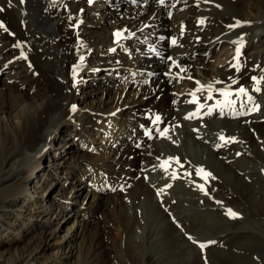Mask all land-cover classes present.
Returning a JSON list of instances; mask_svg holds the SVG:
<instances>
[{
	"label": "bare ground",
	"instance_id": "6f19581e",
	"mask_svg": "<svg viewBox=\"0 0 264 264\" xmlns=\"http://www.w3.org/2000/svg\"><path fill=\"white\" fill-rule=\"evenodd\" d=\"M220 1L231 4L235 10L226 6L228 11L223 10V13H219L216 11L217 8L213 9L203 0H164L163 4L160 0H92L91 3L89 0H24L23 3L21 0H11V3L9 0H0V8L4 9L0 12V22L4 25L0 28V71L4 72L7 69L19 71L18 73L22 71L23 77L31 76L22 81L10 76L7 80L8 85L4 86L6 91H3L4 96L0 104V118H2L0 205L3 206L2 203L8 202L13 195L23 194L26 191L25 183L28 182L29 175L37 169L39 160L47 153L46 146L56 141L62 131H67L69 127L71 130L76 128V131H83V134H79L80 138L89 137L92 140L93 135L90 131L94 133L101 127V121L109 117L114 126L107 132H102L101 140L103 147L111 150V154H107L108 161L103 163L102 173L90 178L89 182L98 177L95 180L98 184L91 183V188L95 191L96 188L101 189L98 194V199L101 200L103 199L100 198L101 194L106 196L111 190L120 193L112 192L117 209L128 214L117 219L123 226L121 230L129 235L128 238L134 244V239H138L139 242L142 238L147 241L146 244L151 245V248L154 244L156 248L161 246L162 251L159 252L160 257H157V264H183L184 259L186 264L200 263L194 245L188 243L190 239H185L182 233L180 235V232L174 228L175 223L181 221L187 232L192 230L199 234L195 227L190 225L187 227L185 221L188 223L187 219L191 217L195 223L200 224L198 218L192 216L193 214L211 216L209 210H211L210 206H213L212 201L206 198L198 185H203L205 191L211 186L214 192L209 191H212L215 197H224L226 193L231 195V199L239 195L236 189H241L247 197L249 196L248 200L255 208L260 203L255 197L259 194L264 195V175L256 174L252 165L264 161V22L262 21L264 1L251 0L245 7H242L243 0ZM80 10L83 13L78 16ZM98 12L101 13L104 23H109L111 17L119 18L117 22L113 19L111 31L108 32L104 25L101 29L100 23L94 20L96 18L88 17ZM122 12H125L123 17L120 16L123 15ZM167 12H170V16ZM214 13H219L218 16L215 14L217 19H213ZM223 14L227 15L223 16ZM238 19L243 22L252 20L254 24L249 27L248 34L245 33L246 44L242 48L241 56L243 66L239 72H235L231 67V62L236 56L233 52L235 51L233 41L243 32L238 31L230 41L220 33L225 28L218 21L227 25ZM201 20L203 23H200ZM5 28L7 31L4 30ZM181 28H183L182 34H180ZM117 30L122 32L123 37L119 39L120 43L113 44L112 39L116 37ZM136 30L144 34L146 37L144 41L134 39L131 32ZM93 36L99 38L95 40L92 39ZM173 39L176 40L175 45L172 44ZM258 44L263 46L259 47ZM102 46L114 51L110 52L112 56L107 55L105 58L101 56L102 58L96 61L98 58L95 57L96 50ZM215 49H220V52L215 54V61L213 58V62H210L209 52ZM158 57L169 58L186 71L181 72L178 67L170 68L168 64L162 65L156 61ZM8 58L6 62L5 59ZM102 59L106 62L112 60L109 66L105 65L108 71L114 70L111 67L127 64L130 69H134L130 71L134 72L136 69L135 73L140 72L146 79L135 86L132 85L128 92L124 90V86L118 87V92L123 93V96L127 94L129 96H126L127 108L121 107L117 114L103 116L102 113L111 111L114 104L111 105L105 100L103 102L96 100L91 105H85L90 107L87 108V114L84 112L85 114L78 115L81 113L77 112L80 110L78 105L75 111L71 110V104L80 100H77L75 95L78 90L83 93L87 87L93 88L89 84H93L92 81L96 82L90 81L91 70L87 64L95 60L92 65H99ZM64 60L70 65V70L65 67ZM28 65H31L30 69ZM73 66L85 68L83 70L77 68L75 87L71 86ZM161 67L166 68L163 78L158 81L149 78L152 70ZM252 76L259 80V86L253 81ZM105 77L106 80L103 79L100 84L107 81L108 78L106 75ZM232 77L237 81L233 87L247 86L252 98L247 101L244 95L239 97L233 95L231 99L234 103L221 107L220 104L225 97L219 95L217 90H223L225 83L231 82ZM220 80H224L223 84L213 88L216 91L214 99L205 98L207 102L202 104L203 107L200 108L198 115L185 119L186 115L197 111V104L187 102L192 98L189 93L197 89L196 82L198 81L200 85H208ZM87 82L89 83L86 85ZM27 83L30 85L29 90L26 87ZM107 85L114 88L110 79ZM253 85L259 87L260 91L251 88ZM38 88L42 92L30 96L31 92ZM106 91L107 88H104L102 95L105 97L109 92L107 98L114 93L110 90ZM201 91L196 92V95L199 96ZM87 93L88 91L85 95ZM123 96L121 101L125 99ZM117 98L118 100L113 97L120 101V97ZM256 105H259V109L250 112L249 110ZM209 109L212 110L211 114H208ZM241 112L245 114L241 115ZM152 115H158L161 119L150 125ZM81 124H85L84 130L79 127ZM165 128L168 132L166 136H161L159 133ZM144 132L150 133L151 137L144 136ZM221 135L234 142L223 143L219 139ZM240 136L241 139H237ZM81 145L85 150L87 141ZM218 145L221 146L217 147ZM128 146L133 152L127 149ZM65 154H68L67 158L71 157L69 152ZM129 154L132 155L131 159L127 158ZM54 156H52L53 160H55ZM163 160L168 161L167 171L161 167ZM177 160L179 164L176 163ZM221 160H225L228 164ZM203 164L210 167V176L214 175L217 179L214 177L209 179L210 176L206 180L197 178L196 169H203ZM207 169L203 170L208 172ZM173 170L176 179H172ZM65 171L61 172L65 173ZM72 171L71 169L64 174L66 180L72 182L74 178L81 179V174H77L76 177ZM50 172L49 170L48 173L46 172L44 179L54 178ZM161 189L163 191H160ZM158 191L159 195H157ZM207 195L211 198L209 192ZM54 198L50 195L44 199L40 197L41 201H35L30 207L36 205L35 207L40 209L39 212L48 210L51 205L57 207L60 202ZM202 199L203 205L199 204ZM175 203L180 207L176 209L173 207L174 211L167 210L164 206ZM193 207L196 208L195 212ZM134 211L138 214L140 212L142 215L139 216L143 218L147 216V219H144L145 221H142V218L138 219ZM88 212L85 210L83 214ZM171 212L177 215L174 216ZM165 213H169L170 216L167 217ZM247 219H242V223ZM158 220L162 222L160 229H165V234L172 238L171 242L163 236L164 232L156 239H153L150 233L141 236L145 231L150 232L153 223ZM170 220L174 222L170 223ZM147 222L149 224L146 226ZM92 223L84 222L82 225L77 223L71 236L65 240L70 256L73 258L77 253L79 264H98L97 255L102 251L101 243L98 241L101 233L96 230L97 224L92 225ZM52 232L53 230L40 231L38 244L43 242L46 244L45 240ZM193 234L190 235L192 238H194ZM77 237H81V248L80 245L76 248L73 245ZM233 240L235 241V235ZM165 241L171 245L170 248L166 249ZM146 244L143 242L136 244V251L143 252L147 248ZM253 244L254 242L251 241L246 242L247 246ZM207 252V258L211 261L212 253ZM18 253L10 264H34L39 255L38 253L29 258L28 249ZM219 255L220 253H216V256ZM223 259L226 263L229 262L227 258L223 257Z\"/></svg>",
	"mask_w": 264,
	"mask_h": 264
},
{
	"label": "rangeland",
	"instance_id": "374dc122",
	"mask_svg": "<svg viewBox=\"0 0 264 264\" xmlns=\"http://www.w3.org/2000/svg\"><path fill=\"white\" fill-rule=\"evenodd\" d=\"M249 1L251 0H246L244 7L248 5ZM252 1L262 2L264 0H252ZM223 8L225 11H228L226 6H224ZM79 13L80 14H78V16H80L83 13L82 10H80ZM121 14L123 15L120 16L123 17L125 15V12H122ZM94 15H90V16L87 15V16L96 18L94 20L100 23L101 29L102 26L104 25L106 26L108 32L112 30L111 26H113L112 23L115 17L110 16L111 18L109 19H111V21L109 23L106 22L104 23V19L101 17L100 12ZM117 21H119V18L115 19V22ZM93 37L92 39L95 40L99 38L97 36H93ZM259 46L262 47V44H259ZM102 47H106V46H102ZM102 47H99L101 49L97 48L96 50L95 57H98L96 61H99V59L102 58L101 57V55L103 54V52H101L103 51ZM107 50L108 51L111 50V52L113 51V49L111 48L110 50L109 48H107ZM114 54L116 53L114 52ZM57 55H60L59 52ZM110 56H112V54ZM218 56H220V54ZM8 60L9 58L7 60L5 59L6 62ZM94 61L95 60L91 61L90 63L93 64ZM111 61L112 60H110V62L109 61L106 62L105 60L103 61L102 59L99 65H92V66L93 67L100 65L109 66ZM65 63H66L65 67L67 68V70H70V65L67 64L68 62H66V60H64V64ZM28 68L30 69V65H28ZM111 68L117 70L114 67ZM83 69L85 68L83 67L78 68V70H83ZM119 69H120L119 74L123 75V77H119L116 80V84L114 88L109 87L107 83L100 84L99 79L96 80L97 77L98 78L100 77V74L95 73L96 75H93L92 77V73H91L90 81L96 80L95 84L94 81H92L93 84L91 83L89 84V86L93 88L87 87L85 90H83V93L78 90V93L76 92L77 95H75L77 100L78 99L81 100V101L80 100L76 101V104L80 109L77 112H81L78 113V115L85 113L87 114L88 112L87 108L90 107L85 105H91L93 101L96 100H98L99 102H103V100H105V101H109L111 105L114 104L113 105L114 108L111 111L110 110L104 111V113H102L103 116L108 114H117L116 112L120 111L121 107L123 106L125 107V109L127 108L128 98H126V96L128 94L126 96H123L124 94L122 93L123 94L122 95L121 92H118V89L121 86L122 87L124 86L123 87L124 90L129 91L127 84L132 80V78L129 76L131 75V72L129 71L130 69L126 68V66L124 68L119 67ZM7 70L4 72L0 71V104H1V99L4 96L3 91H6V87L4 86L8 85L7 80L10 76L11 77L13 76L15 79L20 81L26 80V78L27 79L31 78V76L29 75H25L26 78L23 77L24 74L22 73V71L18 73L19 71H12L9 69ZM36 76L37 74L35 73V77ZM107 78L109 79L108 76ZM104 79L106 80L105 75H104ZM137 80L141 81L142 78L138 76ZM70 81L71 80L69 79L68 82L70 83ZM111 81L113 83V80ZM71 82L74 83V81ZM88 83L89 82H87L86 85ZM71 86H73V84ZM26 87L28 88V90L30 89V85L28 83ZM104 88H107V91L110 90L112 93L114 92L112 96L115 97L117 100H118L117 97L119 96L120 101L113 99L112 96L107 98L109 96V92L106 93L107 91L105 92L106 93L105 95L106 98H105L102 95V91ZM87 91L89 94L87 93L85 95ZM38 92H42V91H40L38 88L33 92H31L30 96H34ZM121 95L125 98L124 100H122L124 101L123 104L121 101V97H122ZM0 121H2V118H0ZM81 125L79 127L84 130V128L86 127L85 124H81ZM100 125H102L103 128H98V130L94 131V133L90 131V134L93 135L92 140L87 137V139L89 140H86L87 147L85 150H83L81 144L83 143L85 144L86 141L84 140L82 142L81 140H79L80 138L79 134H83L82 130H81L82 132L80 130L76 131V129L73 128H72L73 130H71V128L69 127L70 129L68 128L67 131H62L60 133V136L57 137L58 139H56V141H53L51 145L46 146L45 150H47V153L45 154L44 158L39 160L38 167H36L37 169L31 175H29L28 182L25 183L26 191L23 194L13 195L12 197H10L8 202L5 201L4 203H2L3 206L0 205V255H1L0 264H10L11 260L15 258L16 253L21 252L23 250L25 251L27 249L30 251L29 258L39 253V255L37 256V261H34V264H79L80 260L77 261V257H76L77 253H75L76 258L75 257L72 258L70 256L69 248L67 245H65L66 243L65 240L71 236V234L73 233L72 231L74 230L77 223L82 225L84 222H93L92 225L97 224L96 230H98L101 233L98 241H100L101 243L100 247H102L101 248L102 251H99L97 255V257H99V260L97 262L98 264H157L156 260L160 257L161 254L159 252L162 251L161 246L156 248L155 247L156 244H154L152 246L153 248L152 249L151 245L149 243L146 244L147 241H144L142 238L140 239L139 242L138 239H134L135 242L134 244L131 241V239L128 238L129 235L125 234V232L121 230L123 226L121 225L120 221H118L117 219L118 217L123 216L124 214L125 216H127L128 214L125 211L120 212L117 209V205L114 204L115 198L113 197L112 194V192L114 191L111 190L110 194H107L106 196H103V194H101L100 198H103L101 200L98 199V194L101 189L96 188L95 191L93 190L94 188L92 189L91 188L92 186H90L91 183H96L95 180L98 177H96L95 180L92 179L89 182L90 178H94V176H97V174L99 175L100 173H102V170H104L103 163L108 161L107 154L108 153L109 155L111 154V150L109 151L108 149H106L107 147H103V142L101 140V137L103 136L102 132H107L111 127H113L112 120L109 117H105L101 121ZM237 139H241V136ZM76 144L79 145V147ZM241 148L243 149L242 146ZM127 149L133 152L130 149V146H128ZM67 152H69V156L71 157L69 158L66 157L68 156V154H65ZM61 154L63 155L62 158L60 157ZM53 155H55L54 156L55 160L52 159ZM127 158L131 159L132 155L129 154ZM221 161L228 164V162H226L225 160H221ZM252 165L254 166V172L256 174L264 175V161L263 163H252ZM202 167L203 169H207L208 167L207 171L210 174V170H209L210 167L207 166V164H203ZM70 168L73 170L72 174H74L76 177L77 174L78 175L81 174L82 175L81 179L80 177L79 178L77 177V180L74 178V181L72 182L66 180L64 174L66 172L67 173L70 172L71 171ZM61 169L63 170V172L66 170L65 173L61 172L62 171ZM48 170L49 172L51 171L50 173H52L54 178L49 177V179H44L46 177L45 176L46 172L48 173ZM212 177L217 179V177H215L214 175ZM212 177L210 176L209 179H214ZM209 190H212L211 186L206 188V192L210 193L211 198L208 197L209 195H206V198L209 200L211 199L210 201H212L211 203L213 206H210L211 210L209 211H211V213L213 214L210 213L211 216L193 214L192 216L198 218L200 224L195 223V220L191 217H188L187 219L188 223L185 221L187 227L188 225H190L191 227L193 226L195 227L194 229H198L199 231V234H197L191 230L188 234L185 235L187 239L189 235L192 236V234L194 233L193 234L194 239L198 241V243H192L191 241L188 242L194 245L197 251L198 260H200V263L198 264H206V262L207 264H212V263L213 264H235V263L264 264V202H263L264 195L259 194L260 196L258 195L257 197H255L260 202L257 208H255L250 203V200H248L249 196L247 197V195L244 194L243 190L241 191V189H236L239 192L238 193L239 195H237L236 197L231 199V195L228 194L230 195L228 196L225 193L224 197L219 196L220 197L219 200H218L219 197L217 196L215 197V195L211 193L213 190L212 191ZM107 191L108 190H106V192ZM93 193L95 195H93ZM114 194H120V193L115 192ZM47 195H50L52 198L55 197L54 200H57V202H60V204L57 207L55 205H51V207L48 210H43L44 212L43 211L39 212L38 210L40 209L36 208L35 207L36 205L34 206L32 205L30 207V204H34L35 201L36 202L41 201L39 200L40 197L44 199L46 198ZM203 199L200 200L199 204L201 205L204 204L205 199L204 200ZM216 202L217 203L219 202L218 205ZM164 206L167 208V210L170 211H174L176 208L180 207L176 203L171 205L168 204L167 206L165 204ZM173 207H175V209ZM195 209L196 208L193 207V212H195ZM227 209H231L232 211L237 213V216L233 218L227 215L226 214ZM85 210L89 212L87 214H83ZM134 212L137 214L138 219L142 218L143 219L142 221H145L144 219H147V216L146 218L139 216L142 215L140 212L139 214L136 211ZM171 213H173L174 216L177 215L174 212ZM165 214L167 217L170 216L169 213H165ZM88 215H91V217L90 216L88 217ZM223 217H226L227 220L224 219ZM244 218H248V219L244 221L245 223H242V219ZM236 221H239V223H237ZM169 222L173 223V221L171 220ZM148 224L149 223L147 222L145 225L147 226ZM160 224H162L160 220L153 223V226L150 228L152 234L151 231L149 230L150 232L145 231L143 234H141V236H146L150 233V236L153 235L152 238L156 239L160 237L162 232H164L163 236L167 237L168 241L171 242L172 238L170 239V237H168L165 234L166 233L165 229H160L159 227ZM174 226L176 227V224ZM179 227L185 230V232H187L186 229L183 228L181 221ZM156 229H159L160 231ZM43 230H45V232H49L53 230V232L51 233L50 236L47 237L48 239L45 240L46 244H44L45 242H43L42 244L39 245L37 238L39 236V232ZM19 232L21 234H18ZM233 235H235V241L233 240ZM241 236L244 237L242 238ZM247 241L254 242V244L252 246H247L246 245ZM140 242L145 243L147 248L145 247L146 249H144L143 252L138 253L136 251L135 246L136 244L138 245V243ZM255 242L257 245H255ZM80 243H81V237H77L76 240L73 242V245L76 248L77 246L80 245ZM199 243H204L207 245V247L204 248L202 251L201 248L198 246ZM165 245H166V249H168V247L169 248L171 247V245H169V243H167L166 241H165ZM81 247L82 246L80 245V248ZM207 251H211L212 253L211 254L213 256L211 260L213 261L212 263L207 258L206 255ZM216 253H220V255L216 256ZM223 257L227 258V261L229 262L226 263ZM183 261H184L183 264H186V259H184ZM19 264H24V263H19Z\"/></svg>",
	"mask_w": 264,
	"mask_h": 264
},
{
	"label": "snow or ice",
	"instance_id": "6c2138e0",
	"mask_svg": "<svg viewBox=\"0 0 264 264\" xmlns=\"http://www.w3.org/2000/svg\"><path fill=\"white\" fill-rule=\"evenodd\" d=\"M23 2H24V0H21V3H23ZM91 2H92V0H89V3H91ZM9 3H11V0H9ZM160 3L163 4V3H164V0H160ZM3 11H4V9H3V8H0V12H3ZM200 23H203V21L201 20ZM239 25H240V22L237 21V23H236L235 26H239ZM3 27H4L3 23L0 22V28H3ZM230 27H234V26H230ZM4 30L7 31V28H5ZM9 34H11V33H9ZM115 35H116L117 38H120L122 34H121L120 32H117V33H115ZM233 43H236V42L234 41ZM172 44H173V45L176 44V40H175V39L172 40ZM113 51H114V49H113ZM240 54H241V52H240V46H238V47L236 48V56L234 57V59L237 61V63L234 64V65H232V66L236 69L237 72L240 71V65H239V57H240ZM21 55L23 56V53H21ZM81 60H83V57H81ZM173 66H174V67H178V65H176L174 61H173ZM30 67H31V65H30ZM78 67H79V66H74V68H73V81H74L73 86H74V87H75V76H76V72H77V68H78ZM180 71H181V72H184L185 69L180 68ZM182 78H183V77H181V79H182ZM189 79H191V77H189ZM252 79H253V81H254L256 84H259V80H257L256 77H252ZM196 83H197V89H196V91L189 93V95L192 97V99L189 100V101H187V102H188V103H195V104H197V111L194 112V113H190L188 116L185 117V119H191V118H193L194 116L198 115V113H199V111H200V108L203 107V105H201L200 102H199V98L196 96V92L201 91V90H207V91L209 92V95L206 97V99H207V100H211V99H212V95H211V93H212V91H213L214 84L210 83V84H208V85H200V83H199L198 81H197ZM214 83H215V84H219V83H222V82H221V81H215ZM232 83L235 84V83H237V81H236V80H233ZM217 91H218V94H219V95L225 97V100H224L223 102H221V104H220L221 107H223V106H225V105H229V106H230L232 103H234V101L231 99V97H232L233 95H235V96H237V97H239V96H241V95L247 96L246 89H245L243 86H241V87L238 89V91L235 92V93H233V92L231 91V85L226 86L223 90H217ZM255 91H257V92L260 91L259 87H257V88L255 89ZM249 99H251V97H249ZM258 109H259V105H256V106H254L250 111H257ZM75 110H76V106L73 105V106H72V111H75ZM211 111H212V110L209 109L208 114H211ZM240 114H241V115H244L245 113H244V112H241ZM160 119H161L160 116L157 115V116L155 117V120L153 121V123H157V122H159ZM167 132H168V129L165 128V129H163L159 134H160L161 136H166ZM146 134L150 135V133H146ZM219 139H220L223 143L234 142V140L226 139L223 135H221V136L219 137ZM220 146H221V145H218L217 147H220ZM176 163L179 164V161L177 160ZM167 165H168V161H164V162H162L161 167L164 168L165 171H167ZM181 166H182V165H181ZM196 172H197L198 175L202 174V177H203L205 180H206L207 177L210 175L209 173L205 172L203 169H199V168L196 169ZM176 178H177V176H176L175 172H173V173H172V179H176ZM169 187H171V185H169ZM198 187L200 188V190H201L202 192H205V195L208 194V193L205 191L203 185H198ZM160 191H163V189H161ZM159 194H160V192L158 191L157 195H159ZM218 203H219V202H218ZM226 214L229 215L230 217H233V218L237 216V213H235V212L232 211L231 209H227V210H226ZM188 238H189L190 240H192L193 243H198V242L195 241L191 236H189ZM211 243H214V242H211ZM198 246L201 248L202 251H203L204 248L207 247V245L204 244V243H199ZM206 264H207V262H206Z\"/></svg>",
	"mask_w": 264,
	"mask_h": 264
}]
</instances>
